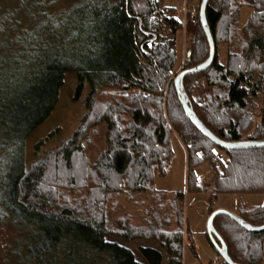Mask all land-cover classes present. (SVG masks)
I'll use <instances>...</instances> for the list:
<instances>
[{"label":"trees","instance_id":"obj_1","mask_svg":"<svg viewBox=\"0 0 264 264\" xmlns=\"http://www.w3.org/2000/svg\"><path fill=\"white\" fill-rule=\"evenodd\" d=\"M211 1L206 18L212 36L214 41L228 43L230 50L226 63L218 61L215 42L212 64L184 77L183 85L188 77L206 76L214 88L196 100L185 85L188 103L220 139L264 140V123H255V99L264 86V0H220L216 5ZM24 2L30 3L27 8L32 12L26 11L32 27L15 34L16 48L9 47L6 37L0 40V61L4 62L0 65V150L11 158L1 186L0 212L25 229L19 234L26 244L19 256L29 264L37 260L49 264L162 263L158 248L139 246L143 261L138 260L131 248L107 240L112 232L124 242L153 239L165 250L167 264H181L187 237L180 208L182 191L174 192L166 219L148 214L139 225L119 220V228L113 231L107 227L105 210L111 193L159 198L163 190L156 189L154 177L165 176L170 167L171 133L186 145L190 157L199 152L207 155L205 143L213 144L185 114L171 78L175 33L181 26L175 8L165 6L164 0H69L67 8L55 14L43 6L39 10L41 0ZM243 7L250 9L244 21L240 18ZM197 17L193 58L188 54L184 68L203 62L209 53L198 12ZM1 30L8 37L9 29ZM218 31L224 39L216 37ZM67 71L77 75L75 99L88 84L83 100L86 112L68 138L25 168L24 141L53 110ZM100 89L108 91L104 103L97 97ZM226 111L233 114L227 116ZM101 123L105 124L106 147L92 168L100 171L102 179L87 191V206L59 204L54 189L61 179L56 175L60 168L73 172L77 159L84 162L82 141L89 129ZM219 149L231 159L228 170L237 178L238 191H244L238 177L246 172L257 174L264 199V147ZM50 170L53 179L48 181ZM214 195L207 200L208 214L217 208H212ZM236 214L252 225L264 224V204L250 207L241 201ZM213 226L234 262L264 264V230L247 231L225 214L217 215Z\"/></svg>","mask_w":264,"mask_h":264},{"label":"rangeland","instance_id":"obj_2","mask_svg":"<svg viewBox=\"0 0 264 264\" xmlns=\"http://www.w3.org/2000/svg\"><path fill=\"white\" fill-rule=\"evenodd\" d=\"M41 7L49 10V13L59 14L63 12L69 0H41ZM201 0H164L167 7H174L181 26L175 33L176 40V62L172 71L171 78L186 66L188 53L193 58V41L195 40L194 28H197V12ZM216 5L220 0H212ZM30 3L24 0H0V33L1 29H9L8 37L0 34V40L6 37L10 48H16L19 43L15 34L28 30L32 27V22L27 11L32 12ZM27 8V9H26ZM27 10V11H26ZM250 9L243 7L240 18L245 20ZM13 27L14 29L10 28ZM199 27V26H198ZM193 30V31H192ZM219 39H224L219 31L216 34ZM218 39V40H219ZM6 40V41H7ZM216 42L217 59L226 63L229 53V44ZM204 58V56H202ZM1 67L4 62L0 61ZM77 75L75 71H67L64 81L59 88L57 101L49 116L41 122L25 139L23 144L22 158L25 168L35 163L45 152L54 149L62 140L68 138L72 132L78 128L81 117L86 112L83 100L88 89L86 83L81 95L75 99V87ZM192 94V98L200 99L210 95L213 91L207 83V77L195 75L184 80V86ZM185 89V88H184ZM107 89L98 91V99L101 103L108 101ZM229 116V111L225 112ZM230 114H233L231 112ZM264 118V86L262 92L255 99V123L263 122ZM105 124L101 123L89 129L84 145V159L80 163L79 159L75 160L74 169L65 171L60 168L59 174L56 175L60 182L54 189L55 198L60 204H72L78 208L83 205L87 206V191L99 183L103 175L94 168V162L106 147ZM169 142L172 149V160L170 167L165 176L154 177L156 189L163 190L161 194L153 199L150 194H140L131 197L125 193H111L106 197L105 210L107 215V227L110 230L119 228V220L127 221L132 225L144 223L148 214H158L165 219L170 211V205L174 192H183V203L180 208L183 211L184 229H186V241L184 240L181 264H210L220 256L211 243L206 230V222L209 216L207 200L212 193L216 194V200L212 208H224L231 212L237 213V205L244 201L250 207L264 204L262 197L263 185L260 177L255 174L244 173L238 177L240 179L241 190L238 191L237 178L231 175L228 170L231 165V159L224 151L211 143H205L208 148V154L197 153L191 157L188 155L187 147L181 142L176 133H171ZM187 154V156H186ZM187 157V165H186ZM190 158V159H189ZM9 153L4 154L0 150V196L1 186L5 173L10 165ZM83 167H82V166ZM187 166V170H186ZM82 168V169H80ZM222 171L223 176L218 173ZM53 172L50 170L48 181L53 179ZM55 179V178H54ZM86 197V199H85ZM144 199V200H143ZM149 209V210H148ZM158 209V211H157ZM159 216V217H160ZM158 218L157 215L154 216ZM170 229H174V222H170ZM25 231L23 227H18L3 217L0 212V264H29L23 257L19 256L22 248L26 246L24 239L20 237V232ZM107 240L117 241L131 248L138 260H142L137 252L139 246H153L158 248L162 255L161 264H167L166 252L158 242L153 239L136 238L128 242L119 239L114 233L107 235ZM19 256V257H18ZM50 258V257H49ZM32 264H49V262H40L37 260ZM87 264H93V260H87Z\"/></svg>","mask_w":264,"mask_h":264},{"label":"water","instance_id":"obj_3","mask_svg":"<svg viewBox=\"0 0 264 264\" xmlns=\"http://www.w3.org/2000/svg\"><path fill=\"white\" fill-rule=\"evenodd\" d=\"M209 1V0H208ZM206 6L204 3V0L200 1L199 8H198V16L199 21L202 27V30L206 36L208 45H209V53L207 58L189 68H183L181 69L176 76L174 77V87L178 93V97L180 100V103L182 105V108L191 121V123L194 125V127L207 139H209L213 144H215L217 147L226 149V150H236V149H244V148H252V147H264V140H239V141H227L220 139L215 134H213L197 117L195 114L193 108L188 103L187 94L184 89L183 85V79L186 75L192 74V73H198L201 71H204L207 69L213 62V58L215 55V41L212 36L209 24L207 22L206 18ZM189 54V53H188ZM113 94L119 95L124 94V91H112ZM219 214H225L228 217H230L232 220H234L237 224H239L242 228H244L247 231H263L264 230V224L262 225H252L245 221L243 218H241L239 215H237L234 212H231L224 208H216L214 209L208 216L207 222H206V230L207 235L215 247L216 251L218 252L219 256L222 258L223 262L226 264H239L234 262L227 252V247L221 238V236L218 234V232L215 230L213 226V220L214 218Z\"/></svg>","mask_w":264,"mask_h":264},{"label":"built area","instance_id":"obj_4","mask_svg":"<svg viewBox=\"0 0 264 264\" xmlns=\"http://www.w3.org/2000/svg\"><path fill=\"white\" fill-rule=\"evenodd\" d=\"M222 263H223V261H222L221 257H219L218 259L214 260L210 264H222Z\"/></svg>","mask_w":264,"mask_h":264},{"label":"crops","instance_id":"obj_5","mask_svg":"<svg viewBox=\"0 0 264 264\" xmlns=\"http://www.w3.org/2000/svg\"><path fill=\"white\" fill-rule=\"evenodd\" d=\"M250 13V12H249ZM249 13H248V15H249ZM248 15H247V17H248ZM246 17V18H247ZM246 20V19H245ZM244 21V20H243ZM184 147H185V145H184ZM186 156H187V154H186ZM186 165H187V157H186ZM186 170H187V166H186Z\"/></svg>","mask_w":264,"mask_h":264},{"label":"snow or ice","instance_id":"obj_6","mask_svg":"<svg viewBox=\"0 0 264 264\" xmlns=\"http://www.w3.org/2000/svg\"><path fill=\"white\" fill-rule=\"evenodd\" d=\"M204 3H205V5H207V3H208V0H204Z\"/></svg>","mask_w":264,"mask_h":264},{"label":"flooded vegetation","instance_id":"obj_7","mask_svg":"<svg viewBox=\"0 0 264 264\" xmlns=\"http://www.w3.org/2000/svg\"><path fill=\"white\" fill-rule=\"evenodd\" d=\"M222 259V258H221ZM223 261V260H222ZM211 263V262H210ZM224 263V262H223Z\"/></svg>","mask_w":264,"mask_h":264}]
</instances>
